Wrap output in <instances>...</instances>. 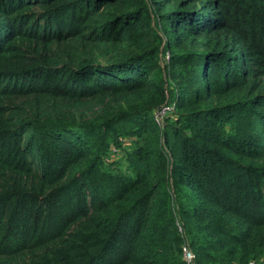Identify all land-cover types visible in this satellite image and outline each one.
<instances>
[{"label": "trees", "instance_id": "obj_1", "mask_svg": "<svg viewBox=\"0 0 264 264\" xmlns=\"http://www.w3.org/2000/svg\"><path fill=\"white\" fill-rule=\"evenodd\" d=\"M183 249L264 264V0H0V264Z\"/></svg>", "mask_w": 264, "mask_h": 264}, {"label": "built area", "instance_id": "obj_2", "mask_svg": "<svg viewBox=\"0 0 264 264\" xmlns=\"http://www.w3.org/2000/svg\"><path fill=\"white\" fill-rule=\"evenodd\" d=\"M166 60L168 61V58H166ZM170 106L166 104L164 105V107H162L158 112H156L155 114V122L162 126L163 125V117L165 116V114L170 110ZM183 257L185 260L186 264H190L193 260V255L191 252H189L187 249H183Z\"/></svg>", "mask_w": 264, "mask_h": 264}, {"label": "rangeland", "instance_id": "obj_3", "mask_svg": "<svg viewBox=\"0 0 264 264\" xmlns=\"http://www.w3.org/2000/svg\"><path fill=\"white\" fill-rule=\"evenodd\" d=\"M166 58H168V60H169V56H168V54L165 56V58H164V60H166ZM167 61V60H166ZM158 125V124H157ZM158 126H160V125H158Z\"/></svg>", "mask_w": 264, "mask_h": 264}]
</instances>
